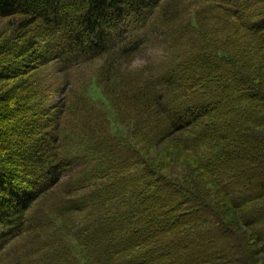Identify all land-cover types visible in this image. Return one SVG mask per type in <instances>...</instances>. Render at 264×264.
I'll return each instance as SVG.
<instances>
[{"label":"trees","instance_id":"trees-1","mask_svg":"<svg viewBox=\"0 0 264 264\" xmlns=\"http://www.w3.org/2000/svg\"><path fill=\"white\" fill-rule=\"evenodd\" d=\"M198 2L0 0V264H264V0ZM96 60L111 116L41 99Z\"/></svg>","mask_w":264,"mask_h":264},{"label":"rangeland","instance_id":"rangeland-1","mask_svg":"<svg viewBox=\"0 0 264 264\" xmlns=\"http://www.w3.org/2000/svg\"><path fill=\"white\" fill-rule=\"evenodd\" d=\"M210 1L212 0H199L198 4L203 5L210 3ZM215 1L233 4V0ZM195 5H197V2ZM4 22L0 21V27L3 26ZM137 35L141 39V45L139 51L133 56L130 67L134 72L141 75L144 74L143 71L152 73V75L165 71L174 59L164 38L161 36V22L159 19L155 18ZM103 62L105 60H96L78 68L70 69L67 73L61 72L59 66L54 63L40 68L37 71V84L41 99L44 100L47 106L58 105L62 103L63 99L74 105L80 103L83 97L92 94L95 98L96 110L98 107L99 110L105 111L108 116H111V108H109L108 103L105 104L102 100V88L95 82V79L100 75ZM127 65L128 62L123 67H127ZM64 190L61 187L50 199L52 201L60 200ZM9 256L12 255L9 254Z\"/></svg>","mask_w":264,"mask_h":264}]
</instances>
